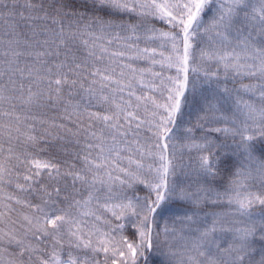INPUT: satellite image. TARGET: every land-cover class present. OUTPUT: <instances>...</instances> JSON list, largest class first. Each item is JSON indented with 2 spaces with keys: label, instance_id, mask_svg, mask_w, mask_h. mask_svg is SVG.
<instances>
[{
  "label": "snow or ice",
  "instance_id": "obj_1",
  "mask_svg": "<svg viewBox=\"0 0 264 264\" xmlns=\"http://www.w3.org/2000/svg\"><path fill=\"white\" fill-rule=\"evenodd\" d=\"M257 138L264 0H0V264H264Z\"/></svg>",
  "mask_w": 264,
  "mask_h": 264
},
{
  "label": "trees",
  "instance_id": "obj_2",
  "mask_svg": "<svg viewBox=\"0 0 264 264\" xmlns=\"http://www.w3.org/2000/svg\"><path fill=\"white\" fill-rule=\"evenodd\" d=\"M158 27H163V25H157ZM143 46V45H142ZM143 66V65H140ZM158 70V69H157ZM244 83H248L247 80L244 81ZM229 87H232L231 84L228 85ZM95 110V109H94ZM62 116L61 112L58 111H50L48 109H44L42 110V115H41V119L43 120H48L51 121L53 118H55V122L56 123H62L63 121L60 119V117ZM71 126V125H69ZM37 127H40L39 125H37ZM197 135H199V133H197ZM220 135V134H217ZM49 141H51V137L47 138ZM81 143H83V141H81ZM229 144H231V140L228 141ZM59 147V145H57V148ZM67 147L72 150V151H76L78 149L75 148L74 145H67ZM255 155L257 157H262V154H264V140H260L259 138L256 139L255 141ZM222 151L228 152L229 156L228 157H224V159L226 160V163L228 164L229 167H237L238 166V162L240 159H242V157H240L239 155H233L232 154V149H224ZM51 155H53L54 157H56V159L58 161H62L64 159H69L71 160V157H66L64 155L59 154L58 151H53L51 153ZM178 155H180V153H178ZM196 156L197 153L195 151H192L191 153L185 151L183 152V160L182 163H191L193 165H195L196 163ZM47 158V157H44ZM75 162V161H72ZM79 166V165H77ZM61 167H63V165H61ZM70 182V181H69ZM79 199V197H77ZM63 207V205H62ZM101 215H104V213H100ZM175 214L176 216H181L183 214V210L181 208H179L176 205H170L167 209H165V211L163 212V215L167 218L168 216H171ZM177 227H179V225H177ZM163 257L160 256H156L154 257V264H161V261L163 260Z\"/></svg>",
  "mask_w": 264,
  "mask_h": 264
}]
</instances>
